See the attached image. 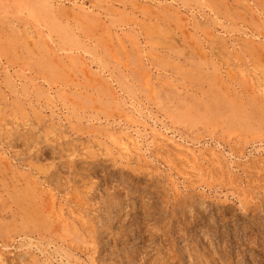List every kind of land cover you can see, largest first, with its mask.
<instances>
[{
  "label": "rangeland",
  "instance_id": "374dc122",
  "mask_svg": "<svg viewBox=\"0 0 264 264\" xmlns=\"http://www.w3.org/2000/svg\"><path fill=\"white\" fill-rule=\"evenodd\" d=\"M0 264H264V0H0Z\"/></svg>",
  "mask_w": 264,
  "mask_h": 264
}]
</instances>
